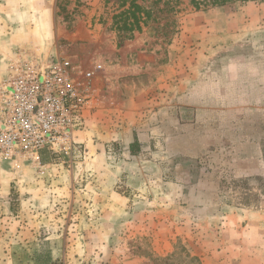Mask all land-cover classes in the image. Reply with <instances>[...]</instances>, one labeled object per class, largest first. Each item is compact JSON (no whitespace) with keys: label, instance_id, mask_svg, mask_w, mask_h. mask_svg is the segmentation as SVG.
Listing matches in <instances>:
<instances>
[{"label":"rangeland","instance_id":"rangeland-1","mask_svg":"<svg viewBox=\"0 0 264 264\" xmlns=\"http://www.w3.org/2000/svg\"><path fill=\"white\" fill-rule=\"evenodd\" d=\"M117 7L0 0V83L20 49L99 64L110 125L76 133L86 152L0 156V264H264V2L185 4L168 43Z\"/></svg>","mask_w":264,"mask_h":264},{"label":"built area","instance_id":"built-area-1","mask_svg":"<svg viewBox=\"0 0 264 264\" xmlns=\"http://www.w3.org/2000/svg\"><path fill=\"white\" fill-rule=\"evenodd\" d=\"M91 69L70 57L44 63L29 49L15 52L0 83V156L17 160L82 150L77 131L100 106Z\"/></svg>","mask_w":264,"mask_h":264},{"label":"trees","instance_id":"trees-1","mask_svg":"<svg viewBox=\"0 0 264 264\" xmlns=\"http://www.w3.org/2000/svg\"><path fill=\"white\" fill-rule=\"evenodd\" d=\"M264 0H117L112 21L117 30L133 38L145 28L167 43L177 31V15L185 4L196 10ZM165 41V42H166Z\"/></svg>","mask_w":264,"mask_h":264},{"label":"crops","instance_id":"crops-1","mask_svg":"<svg viewBox=\"0 0 264 264\" xmlns=\"http://www.w3.org/2000/svg\"><path fill=\"white\" fill-rule=\"evenodd\" d=\"M142 105H144V103L141 102V101H138V102H135V104L132 107H130V108L128 107L127 108L128 111L125 114V117H127L129 119L128 122H127L128 125H133V127L135 128V126L137 125L136 124L137 122L139 124H141V122H139L141 120H139L138 117H141L140 111H142L143 109L140 108V107ZM95 114H97L98 116H95ZM95 114H94V117L93 116L92 117L91 116H88L87 117V121H86L85 127L83 129L77 131V133L80 132V131H82L83 133L86 132L87 131V127L89 129H92V130L93 129H95V130L96 129H99L100 130L102 128H105V129L106 128H110V125L108 123V119L104 118V115L102 114V112L98 111ZM102 115H103V117H102ZM200 120H201L200 119V111H199V109H197L196 112H195V116H193V121H195V122H193L192 125L195 126L196 124H199ZM117 122H118V120H117ZM113 125L114 126L117 125V126H120V127L124 128V125H118V124H114V123L112 124V126ZM197 126L198 125H196V127ZM119 130L120 129H118L117 127H114L110 131V132H112V134L111 133H109V134L112 137L113 136H116V135H118V132H116V131H119ZM137 130H141L140 126L137 128ZM135 141L141 142V139L139 137L137 139L134 138L133 141L130 142V144L128 145V151L129 152H131V151L133 152V148L135 147V143H134ZM78 142H80L82 144V149H85V152H86V150L88 148L85 145V140H79ZM93 146H94L93 148L95 149L96 148V145L94 144ZM240 165H241V168L242 169H245V170H247V169H252L253 170V169H256L257 168V164L256 163H253V162H251V163L245 162V163H241Z\"/></svg>","mask_w":264,"mask_h":264}]
</instances>
